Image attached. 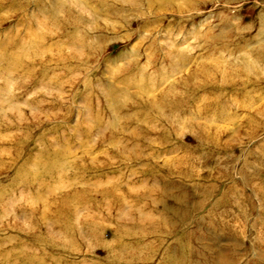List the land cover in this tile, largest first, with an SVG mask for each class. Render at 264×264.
<instances>
[{
	"label": "rangeland",
	"instance_id": "rangeland-1",
	"mask_svg": "<svg viewBox=\"0 0 264 264\" xmlns=\"http://www.w3.org/2000/svg\"><path fill=\"white\" fill-rule=\"evenodd\" d=\"M0 264H264V0H0Z\"/></svg>",
	"mask_w": 264,
	"mask_h": 264
},
{
	"label": "bare ground",
	"instance_id": "bare-ground-1",
	"mask_svg": "<svg viewBox=\"0 0 264 264\" xmlns=\"http://www.w3.org/2000/svg\"><path fill=\"white\" fill-rule=\"evenodd\" d=\"M19 59V58H18ZM15 65V64H14ZM205 105V104H204Z\"/></svg>",
	"mask_w": 264,
	"mask_h": 264
}]
</instances>
